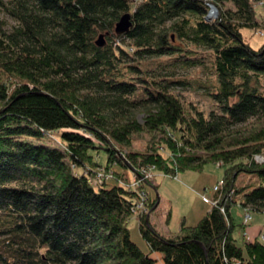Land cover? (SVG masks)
Wrapping results in <instances>:
<instances>
[{"label":"trees","instance_id":"trees-1","mask_svg":"<svg viewBox=\"0 0 264 264\" xmlns=\"http://www.w3.org/2000/svg\"><path fill=\"white\" fill-rule=\"evenodd\" d=\"M258 3L0 0V15L15 23L0 18V264H157L154 253L162 264H264L258 237L237 245L231 215L237 205L264 214V40L254 50L242 34L262 27ZM124 14L132 26L116 35ZM193 68L210 73L206 115L159 77ZM141 108L143 123L128 118ZM52 133L63 148L45 142ZM141 134L147 149L127 151ZM100 153L106 175L131 170L138 187H122L116 172L93 185ZM208 164L223 169L216 205L165 236L148 226L157 202L148 198L138 216L143 252L127 221L150 185L146 173L176 177ZM242 175L249 180L239 184Z\"/></svg>","mask_w":264,"mask_h":264},{"label":"rangeland","instance_id":"rangeland-1","mask_svg":"<svg viewBox=\"0 0 264 264\" xmlns=\"http://www.w3.org/2000/svg\"><path fill=\"white\" fill-rule=\"evenodd\" d=\"M256 10L258 11V17L261 20L262 27L255 34L249 30L242 31L244 41L254 50H258L264 40V5L258 3L256 5ZM0 18H4L2 14ZM4 20L7 23L8 29L15 26L13 20L9 18H4ZM147 62L152 61L149 60ZM159 77H166L165 79L177 82L169 85L170 90L178 96L186 108L195 109L205 115L212 109L211 101L206 95L207 91L203 88L206 86V83H209V79L211 78L208 69H176L171 73L162 72ZM179 81H183L184 83L178 84ZM147 110L148 108L133 110L129 112L127 116L128 118L135 117L138 122L143 123ZM245 126L246 125L239 126L238 130H243L244 132ZM45 142L52 147L63 148V143L59 139L58 133H52L47 137ZM149 142L150 137L147 134L134 135L131 140L130 148L126 150L135 153L144 152ZM160 153L165 158L169 156V153L165 150H161ZM94 155L95 161L101 168L97 179H90L93 185H101L103 182V180H101L102 178L112 180L111 172H116L122 174V177L125 179V181L120 184L122 187L126 189L129 188L127 185L130 186V189L138 187L137 181L131 170L123 171L117 166H112L109 170L110 173L106 175L103 171V168H105L104 154L100 153ZM256 161L261 162V159L257 158ZM146 176L148 178L147 180L150 181V185L143 187L141 190L140 198L142 202L139 204L136 202L139 207L127 221L131 240L145 253L148 252V248L140 234L138 216L139 213L145 212L143 208L145 207L146 200L148 198L152 202L157 200L153 209L148 212L147 217L148 226L153 228L157 233L165 236L175 234L180 230L182 223L187 227H194L211 209L208 202L213 197V188L218 186L219 183H221L219 187L222 186L223 169L220 167V164H208L200 173L187 171L178 174L176 177L165 176L151 169V172H147ZM248 180L249 178L247 176L242 175L238 178L237 182L241 184V182L245 183ZM109 184L115 185L114 180ZM155 186L157 187L156 190L153 189ZM247 214L251 216V219L248 220L247 226L242 227V224H245L244 222ZM231 215L236 225L233 237L238 246L242 244L245 235L250 237L251 240H254L256 237H258V239L264 238V214L246 211L240 205H237L232 208ZM151 257L157 260V264H162L158 253L152 254Z\"/></svg>","mask_w":264,"mask_h":264},{"label":"water","instance_id":"water-1","mask_svg":"<svg viewBox=\"0 0 264 264\" xmlns=\"http://www.w3.org/2000/svg\"><path fill=\"white\" fill-rule=\"evenodd\" d=\"M216 15H217V10L215 8H212L207 16V20H210L211 18H213L212 16L215 17ZM131 26H132L131 16L129 14H124L121 16V18L115 25V34L116 35L126 34L129 32ZM105 44H106V41H105L104 35H100L98 39L95 41V45L99 48L104 47Z\"/></svg>","mask_w":264,"mask_h":264},{"label":"built area","instance_id":"built-area-1","mask_svg":"<svg viewBox=\"0 0 264 264\" xmlns=\"http://www.w3.org/2000/svg\"><path fill=\"white\" fill-rule=\"evenodd\" d=\"M219 185H221V183H219L218 186H216V187L213 188V191L214 192L218 189ZM208 205L211 206V207H213V206L216 205V201L213 200V199H211V200H209ZM221 211L223 212V209ZM250 217H251L250 215H248V214L246 215V218H245L246 220L244 222L245 224H247L248 223V220L251 219ZM246 238H247L246 240H249L250 239V237H248V236ZM259 241L262 242V243H264V238H259Z\"/></svg>","mask_w":264,"mask_h":264},{"label":"bare ground","instance_id":"bare-ground-1","mask_svg":"<svg viewBox=\"0 0 264 264\" xmlns=\"http://www.w3.org/2000/svg\"><path fill=\"white\" fill-rule=\"evenodd\" d=\"M212 8H214V7H212ZM212 8H211V9H212ZM210 11H211V10H210ZM212 17L214 18V16H212Z\"/></svg>","mask_w":264,"mask_h":264}]
</instances>
